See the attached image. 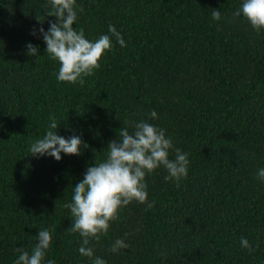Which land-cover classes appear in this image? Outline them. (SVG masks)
Listing matches in <instances>:
<instances>
[{
    "label": "trees",
    "instance_id": "1",
    "mask_svg": "<svg viewBox=\"0 0 264 264\" xmlns=\"http://www.w3.org/2000/svg\"><path fill=\"white\" fill-rule=\"evenodd\" d=\"M241 2L77 0L74 26L86 37L112 23L126 41L113 37L80 84L57 80L59 62L32 34L56 20L47 17L50 0H0V264H13L17 247L31 251L41 227L53 237L46 259L91 264L64 204L87 165L139 119L167 129L189 154L188 174L165 180L163 166L147 173V200L122 206L86 247L107 264H264V180L256 175L264 167V28L232 15ZM29 41L38 53L28 54ZM53 118L60 134L82 136L80 154L29 153ZM117 237L129 246L112 252Z\"/></svg>",
    "mask_w": 264,
    "mask_h": 264
},
{
    "label": "clouds",
    "instance_id": "2",
    "mask_svg": "<svg viewBox=\"0 0 264 264\" xmlns=\"http://www.w3.org/2000/svg\"><path fill=\"white\" fill-rule=\"evenodd\" d=\"M50 4L47 17L55 16L56 20H49L47 29L42 24L38 29L34 26L32 34L39 32L45 41V50L59 62L57 80L83 84L84 77L100 67L102 55L113 47V37L121 47L126 46L123 34L112 23L108 24V32L96 39L86 37L83 27L74 26L78 12L82 11L77 0H50ZM241 14L256 30L264 28V0H242L232 15ZM221 15L220 8L211 11L214 20L219 21ZM26 49L29 55L39 52V46L31 41L26 43ZM149 116L157 118L156 109H151ZM131 126V131L123 127L118 138L109 141L106 158L87 165L82 178L73 185L71 199L64 204L73 217L71 229L79 231L83 237L78 251L91 258V264H107V261L102 256H94L93 247H86L89 237L98 240L99 234L106 233L122 206L134 199L147 200L144 179L147 173L163 166L167 170L165 180L179 181L188 174L189 154L175 147L172 136L166 135V128L147 119L132 121ZM57 129L58 122L53 118L45 134L30 143L29 153L37 158L47 155L57 160L62 158V153L80 154L82 145H86L82 136H65ZM170 150L174 151V158H170ZM256 175L264 180V167L258 168ZM52 238L48 227L39 228L34 247L31 251L17 247L18 255L13 264H56L55 259L45 258ZM240 243L251 250L252 245L246 237L242 236ZM128 246L124 238L117 237L110 249L117 252Z\"/></svg>",
    "mask_w": 264,
    "mask_h": 264
}]
</instances>
